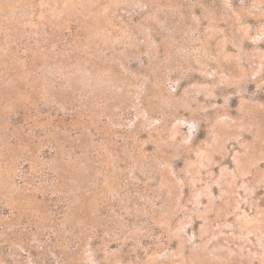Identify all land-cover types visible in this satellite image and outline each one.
Segmentation results:
<instances>
[{"label":"rangeland","instance_id":"rangeland-1","mask_svg":"<svg viewBox=\"0 0 264 264\" xmlns=\"http://www.w3.org/2000/svg\"><path fill=\"white\" fill-rule=\"evenodd\" d=\"M0 264H264V0H0Z\"/></svg>","mask_w":264,"mask_h":264}]
</instances>
